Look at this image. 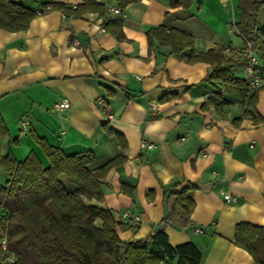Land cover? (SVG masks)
I'll return each mask as SVG.
<instances>
[{
	"label": "crops",
	"instance_id": "crops-1",
	"mask_svg": "<svg viewBox=\"0 0 264 264\" xmlns=\"http://www.w3.org/2000/svg\"><path fill=\"white\" fill-rule=\"evenodd\" d=\"M46 1L81 3L20 2L38 10ZM97 1L105 5L103 16L68 17L50 9L25 30L0 27V117L8 132L0 138V153L9 148L23 160L32 152L47 167L31 133L65 154L91 150L90 170L122 153L125 160L103 178V199L92 200L121 222L122 241H143L163 227L171 245L191 241L201 252L200 264H254L233 241L238 223L264 226V76L258 87L249 86V94L257 89L252 115L243 116L246 100L226 92L221 116L203 107L221 89L219 82L205 80L210 65L188 63L189 49L176 56L146 35L164 24L190 33L196 52L228 48L223 52L234 61L233 75L246 81L243 40L229 28L239 20V0H193L187 10L171 7L169 0H137L123 9L118 0ZM114 8L121 14H113ZM117 16L121 38L103 26ZM63 98L69 107L54 110ZM21 120L27 121L24 130ZM142 141L154 146L141 148ZM174 182L179 185L172 187ZM122 183L133 187L132 196ZM187 185L194 188L189 224L164 222L167 194ZM221 191L238 200L225 201Z\"/></svg>",
	"mask_w": 264,
	"mask_h": 264
},
{
	"label": "trees",
	"instance_id": "trees-1",
	"mask_svg": "<svg viewBox=\"0 0 264 264\" xmlns=\"http://www.w3.org/2000/svg\"><path fill=\"white\" fill-rule=\"evenodd\" d=\"M20 1L0 0L1 28L25 30L38 13L50 9H58L68 17H79L84 12L103 16L106 9L97 0H81L74 7L46 1L38 10ZM135 1L118 0V6L123 9ZM192 2L169 0L171 7L184 10ZM238 10L239 20L233 24L236 33L264 59V0H239ZM121 22L117 16L106 19L103 26L117 34ZM146 35L150 44L155 41L159 46H169L176 56L189 49L185 58L188 63L203 61L210 65L205 80L219 82L221 89L206 98L204 108L212 107L214 112L225 116L222 108L228 103L224 97L227 92L246 100L243 116L252 115L257 89L249 94L247 81L233 75L234 61L225 56L223 47L196 52L190 33L164 24L148 29ZM116 36L121 38L120 34ZM102 125L109 134L119 136L107 124ZM7 136L0 117V138ZM31 136L42 148L49 162L47 167L32 152L23 160H17L9 148L0 153V170L6 176L4 183H0V264H200L199 249L191 241L171 245L163 227L143 241H122L117 234L121 222L110 209L92 203L103 199V178L110 167L125 160L124 154L118 153L104 165L90 170L87 165L94 158L91 150L65 154L42 137L34 133ZM178 185V182L171 184ZM122 190L133 194V187L127 188L124 183ZM193 190L187 185L167 194L169 211L164 222L176 226L189 224ZM233 242L251 255L254 264H264V226L238 223Z\"/></svg>",
	"mask_w": 264,
	"mask_h": 264
},
{
	"label": "built area",
	"instance_id": "built-area-1",
	"mask_svg": "<svg viewBox=\"0 0 264 264\" xmlns=\"http://www.w3.org/2000/svg\"><path fill=\"white\" fill-rule=\"evenodd\" d=\"M112 12L115 15L121 14V10L119 8L112 9ZM233 24L234 23H231L229 25V28L231 30H235ZM224 49L227 50L228 48H224ZM241 51L246 61V68H245L246 81L250 87L253 88L258 87L262 81V76H264V59H262L256 54V52L252 49L250 42L248 41L243 42V47ZM68 107H69V101L65 98L55 102L52 106V108L56 111H61ZM20 127L23 130L26 129L27 121L21 120ZM153 146H154L153 143H147L145 141H142L140 143L141 148H152ZM220 194L225 201L236 202L238 200V198L235 195H232L226 191H221ZM122 217L127 218L128 213H124ZM132 220L134 223H137L138 217L135 216ZM196 231H199V229H196ZM2 244L5 245V241H2ZM162 264H166V263H162Z\"/></svg>",
	"mask_w": 264,
	"mask_h": 264
},
{
	"label": "rangeland",
	"instance_id": "rangeland-1",
	"mask_svg": "<svg viewBox=\"0 0 264 264\" xmlns=\"http://www.w3.org/2000/svg\"><path fill=\"white\" fill-rule=\"evenodd\" d=\"M0 173L2 174H0V182H1V184H3L4 183V173L0 170ZM1 232V231H0Z\"/></svg>",
	"mask_w": 264,
	"mask_h": 264
}]
</instances>
